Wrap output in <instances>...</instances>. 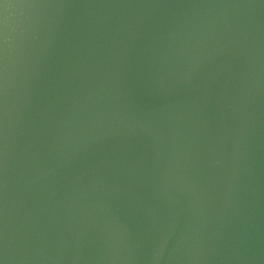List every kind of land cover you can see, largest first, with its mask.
Wrapping results in <instances>:
<instances>
[{"label":"water","instance_id":"95a60500","mask_svg":"<svg viewBox=\"0 0 264 264\" xmlns=\"http://www.w3.org/2000/svg\"><path fill=\"white\" fill-rule=\"evenodd\" d=\"M0 264H264V0H0Z\"/></svg>","mask_w":264,"mask_h":264}]
</instances>
